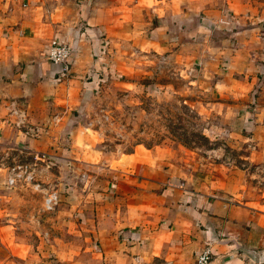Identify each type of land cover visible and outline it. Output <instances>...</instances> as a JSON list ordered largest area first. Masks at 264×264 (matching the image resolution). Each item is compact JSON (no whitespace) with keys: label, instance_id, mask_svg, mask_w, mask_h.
I'll use <instances>...</instances> for the list:
<instances>
[{"label":"crops","instance_id":"1","mask_svg":"<svg viewBox=\"0 0 264 264\" xmlns=\"http://www.w3.org/2000/svg\"><path fill=\"white\" fill-rule=\"evenodd\" d=\"M52 38L72 46L66 70ZM176 50L236 99L264 161V0H0V161L63 164L62 232L36 264H196L205 249L207 264H264V186L246 167L184 175L167 156L85 148L80 116L104 73ZM0 264H23L1 240Z\"/></svg>","mask_w":264,"mask_h":264},{"label":"rangeland","instance_id":"2","mask_svg":"<svg viewBox=\"0 0 264 264\" xmlns=\"http://www.w3.org/2000/svg\"><path fill=\"white\" fill-rule=\"evenodd\" d=\"M184 63L177 50L170 56L139 53L130 73H104L80 116L90 158L109 162L134 151L159 154L184 175L243 166L250 172V186L263 187L264 161L255 153L249 158L255 149L244 141L248 132L236 99L199 81V67ZM29 158L16 160L33 171L32 180L20 177L9 184L5 169L0 172V240L15 261L36 264L44 258L49 236L62 232L58 203L47 210L43 200L58 188L56 172L63 164ZM18 162L10 159L5 166Z\"/></svg>","mask_w":264,"mask_h":264},{"label":"built area","instance_id":"3","mask_svg":"<svg viewBox=\"0 0 264 264\" xmlns=\"http://www.w3.org/2000/svg\"><path fill=\"white\" fill-rule=\"evenodd\" d=\"M72 46L67 42H60L55 38H52L48 44L46 55L49 60L55 64H62L63 69H68V59L71 56ZM18 162V161H17ZM6 162L0 161V172L5 169L6 171V182L9 184L14 183L17 178L25 177V179L32 180L34 178L33 171L28 169V165L22 161L18 162L11 167L5 166ZM35 185H38L35 184ZM58 192L52 190L44 195L43 206L47 210H52L58 203ZM210 258V251L208 249L203 250L196 257V264H207ZM165 264H172L167 262Z\"/></svg>","mask_w":264,"mask_h":264}]
</instances>
